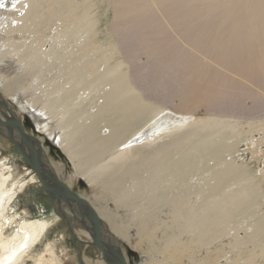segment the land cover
Masks as SVG:
<instances>
[{"label": "bare ground", "instance_id": "1", "mask_svg": "<svg viewBox=\"0 0 264 264\" xmlns=\"http://www.w3.org/2000/svg\"><path fill=\"white\" fill-rule=\"evenodd\" d=\"M0 90L99 188L106 250L264 264V0H0ZM12 172L0 159V264H63L32 255L61 219L17 213Z\"/></svg>", "mask_w": 264, "mask_h": 264}, {"label": "rangeland", "instance_id": "2", "mask_svg": "<svg viewBox=\"0 0 264 264\" xmlns=\"http://www.w3.org/2000/svg\"><path fill=\"white\" fill-rule=\"evenodd\" d=\"M142 62H144L143 59ZM155 71L156 66H152L148 76L151 78V76L154 74L152 72ZM0 93H3V91L0 90ZM3 99L6 105L19 117L18 113L20 111L18 106L15 103H12V101L8 98L5 100L4 97ZM178 104L179 101L175 100L174 105ZM247 105L251 106L250 101H247ZM5 113L7 117L10 116V112H8L3 104H0V116L2 115V119H5ZM198 113V119H207L209 117L204 108H200ZM19 114L22 116V118L20 119L19 117V119L23 123L25 130L29 134L35 136L39 141L42 140L43 152L44 150L47 152L46 157L40 153V157L44 166L48 169L50 168L52 170L50 171L54 175L60 178V180H62L66 185H69V188L74 193L97 206L96 195L99 193V188L90 185L88 181L85 180V178L77 176L75 173V167L73 165L74 163L68 154L58 146L54 145L56 143L53 144V141L50 139V137H48V135L44 132L40 131L36 123L31 118H29L27 114L21 112ZM147 128L148 126L144 127V129ZM3 132L6 133L5 130H3ZM19 145L29 156L27 147L23 145L20 140ZM246 150L247 147L243 143L238 154V160L240 163L250 162L252 159V154ZM261 151H264V144ZM0 159L4 160L7 165L11 167V170L13 171L12 174L16 180L27 183L26 190L17 198L14 203L17 213H25L26 217L29 219H35L41 218V216L45 215L42 213L44 211L46 214H50V216L57 214L61 219L60 222L57 223L53 229H51L49 236L43 240L37 249H35L34 254L32 253V255L35 256L34 258H36L38 254H41L43 251H45L46 244L50 242L55 253L63 262V264H103L104 262L102 261L100 252L91 244V238H88L85 234H83L86 232V229L81 225L82 223L80 220L82 218L79 216L80 214L76 215L80 219L74 216L73 213V215L71 213L68 214L71 215L70 218L68 215L62 212H65L67 208L62 206L61 209L58 205H56V203L54 204V202H52L48 195L43 191L36 174L35 178L37 179V182L33 183L31 181L32 176L29 175V170L32 173L34 172L31 170L29 163L23 158L18 148H16V146L1 131ZM262 168L264 169V158H261L255 166V169H258V174ZM61 175L63 178H61ZM77 177L78 179H76ZM74 220H76V222ZM121 248L123 249L122 254L126 256L125 258L130 264H140L143 259L142 256L145 255L141 252L142 250L139 251L132 246L130 247L126 245L125 242L121 243ZM33 261L34 260L31 259L27 262V264H34Z\"/></svg>", "mask_w": 264, "mask_h": 264}, {"label": "water", "instance_id": "3", "mask_svg": "<svg viewBox=\"0 0 264 264\" xmlns=\"http://www.w3.org/2000/svg\"><path fill=\"white\" fill-rule=\"evenodd\" d=\"M10 112L9 117L0 118V131L18 148L23 158L29 163L31 170L37 175L38 181L43 191L48 197L57 203H66L76 206L78 209H85L90 222V228L81 224L87 231L92 232L91 244L100 252L102 261L105 264H129L118 251L106 250L102 237V222L91 204L78 194L74 193L60 178L54 175L50 169L44 166L40 157V141L29 134L16 113L12 111L6 103H2ZM3 130L6 131L3 132ZM19 140L27 147L29 156L26 151L19 145Z\"/></svg>", "mask_w": 264, "mask_h": 264}]
</instances>
